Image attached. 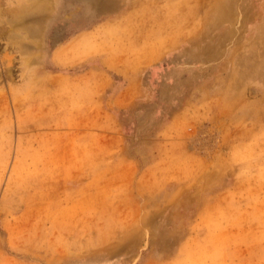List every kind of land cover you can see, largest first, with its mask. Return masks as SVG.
<instances>
[{
  "label": "rangeland",
  "instance_id": "obj_1",
  "mask_svg": "<svg viewBox=\"0 0 264 264\" xmlns=\"http://www.w3.org/2000/svg\"><path fill=\"white\" fill-rule=\"evenodd\" d=\"M0 264H264V0H0Z\"/></svg>",
  "mask_w": 264,
  "mask_h": 264
}]
</instances>
